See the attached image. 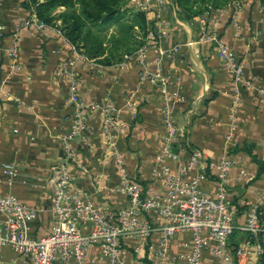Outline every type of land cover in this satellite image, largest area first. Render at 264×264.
I'll return each instance as SVG.
<instances>
[{
    "label": "crops",
    "instance_id": "1",
    "mask_svg": "<svg viewBox=\"0 0 264 264\" xmlns=\"http://www.w3.org/2000/svg\"><path fill=\"white\" fill-rule=\"evenodd\" d=\"M22 1L0 0V163L16 168L8 185L0 170V194L12 193L21 202L40 208L27 230L30 236L38 237L49 228L50 189L46 180L53 164L63 163L59 137L70 124L73 105L66 101V80L54 74L67 48L48 30L19 27L29 10ZM239 3L209 9L193 22L181 20L172 8L159 18L148 11L150 22L142 45L145 71L153 76L152 83L141 78L144 68L134 57L108 64H98L95 59L80 61L74 70L83 100L100 104L110 100L117 108L119 126L113 132V143L121 154L126 177L142 183L152 194H162L165 188L155 172L162 164L172 172L183 166L187 158L183 145L198 150L205 164L224 156L232 161L224 185L236 221L241 223L249 207L264 201V97L251 87H241L234 111L229 113L230 74L205 38L214 20L217 38L240 60L244 78L252 86L264 87V6L256 0ZM14 32L17 58L11 62L6 49L11 46ZM189 40L190 45H186ZM173 43L179 48L171 57L160 54ZM166 100L184 143L174 147L176 158L158 161ZM132 101L136 104L135 117L127 106ZM72 145L76 168L72 190L84 192L98 208H124L127 201L119 190V176L106 150L96 111L88 113L84 142L76 139ZM254 159L260 161V168H256ZM205 164L191 168L183 178L200 176L199 190L213 196L216 178ZM99 174L104 180L96 182ZM148 218L152 227L161 224L156 213ZM158 237L155 229L150 232L144 256ZM190 240L187 231L174 233L166 254L176 264H183L181 255ZM86 255L87 264H106L95 246ZM10 259L11 264H31L29 256L0 248V262ZM200 264L222 263L206 248L201 252Z\"/></svg>",
    "mask_w": 264,
    "mask_h": 264
},
{
    "label": "built area",
    "instance_id": "2",
    "mask_svg": "<svg viewBox=\"0 0 264 264\" xmlns=\"http://www.w3.org/2000/svg\"><path fill=\"white\" fill-rule=\"evenodd\" d=\"M129 3L139 12L147 13L152 10L157 18L164 15L168 8L175 11L171 0H130ZM214 26L215 21L211 20L205 38L212 43L217 58L230 74L231 97L228 110L232 113L241 87H251L262 97L264 87L252 86L244 78L242 63L217 38ZM19 27L33 31L48 30L62 39L67 55L56 64L54 74L66 80V101L73 105V111L67 130L59 137L63 163H54L46 180L50 189L48 231L38 237L30 236L27 233L28 224L36 219L40 208L21 202L12 193L0 194V248H7L19 256H29L31 264H87L86 254L92 246L99 249L106 264H176L175 259L166 254V247L174 233L187 231L191 240L186 245L187 251L181 255L183 264H200L201 252L206 248L222 264H257L259 256L262 254L264 257V210L261 211V218H258L256 212L261 204L249 207L241 223L236 221L235 208L224 185L232 161L222 156L217 161L205 164L198 150L183 145L182 131L174 125L168 100L163 106V132L157 160L176 158L177 153L171 146L179 147L180 144L186 149L187 158L185 164L173 172L166 165L158 167L155 175L161 178L165 189L162 194H152L145 186L125 175L121 154L113 143V132H117L119 126L116 106L110 100L100 104L87 102L80 96L74 68L76 63L92 62V59L77 52L58 29L47 26L33 14L22 17ZM163 34L164 32L159 33ZM11 40L6 54L14 62L17 58L16 32L12 33ZM190 43L189 40L186 45ZM143 46L131 54H124L122 60L134 57L144 68L141 78L145 77L152 83L153 76L147 75L144 67ZM178 48L179 44L173 43L160 54L171 57ZM135 105L134 101L127 104L132 117H135ZM91 111L97 112L106 150L116 166L119 190L127 201L124 208H98L88 200L84 192L72 190V183L76 178L72 144L76 139L84 142L86 120ZM203 164L214 171L216 191L213 196L205 195L199 190L197 182L200 176L183 178L191 168ZM0 170L4 183L10 184L16 168L9 163H0ZM99 179L104 180L100 174L96 182ZM153 213L161 218V224L156 227L150 225L148 218ZM84 226L88 228L84 229ZM154 229L159 234L157 243L148 251L146 249L147 256H144L146 239ZM236 230L246 232L248 238L234 246L230 244L229 238ZM12 261L10 259L0 263L11 264Z\"/></svg>",
    "mask_w": 264,
    "mask_h": 264
},
{
    "label": "rangeland",
    "instance_id": "3",
    "mask_svg": "<svg viewBox=\"0 0 264 264\" xmlns=\"http://www.w3.org/2000/svg\"><path fill=\"white\" fill-rule=\"evenodd\" d=\"M23 1H25L28 6L26 9L29 8L26 17L32 14L36 17L33 7L44 0ZM104 1L108 5L107 9L111 12L107 22H102L101 19H97L98 16L95 14L97 10L104 8V5L101 4L103 0H66L62 5H55L49 10H42L41 14L43 18L41 19L44 21H40L49 27L58 29L62 36H64V33H69L70 38L68 37L67 40L75 50L82 54L83 52L87 55L94 54L92 56L96 63H114L122 52L132 51L145 40L147 35L146 27L150 21L147 22L148 14L135 10L129 3L130 0ZM239 1L240 0H176L178 11L176 12L175 9V12L177 15L178 13L180 14L181 20L193 22V18L202 17L209 9L222 8L228 5H230V7L239 6ZM256 1L260 6H264L261 0ZM99 3L101 6H99ZM84 10L89 12L92 18L90 20L81 21L82 25L77 30H71L69 18L71 16L80 18ZM102 48L103 50L100 51ZM96 53L99 54L95 56ZM259 162L258 159H254L256 168L262 166L258 164ZM259 216H261V214H259ZM247 238L248 234L246 232L236 230L231 234L229 242L235 246L238 242Z\"/></svg>",
    "mask_w": 264,
    "mask_h": 264
},
{
    "label": "trees",
    "instance_id": "4",
    "mask_svg": "<svg viewBox=\"0 0 264 264\" xmlns=\"http://www.w3.org/2000/svg\"><path fill=\"white\" fill-rule=\"evenodd\" d=\"M65 1L66 0H44L43 2H39L38 4H36L33 8H34V10H35V14H36V18L38 19V20H42V21H44L43 19H41V18H43V16H42V14H41V11L42 10H45V9H51V8H53L55 5H62L63 3H65ZM172 1V3H173V5H174V7H175V9H176V12L178 11V4H177V2H176V0L174 1V0H171ZM263 3H264V0H261ZM22 4L24 5V7L25 8H27L28 6L26 5V3H25V1H22ZM101 4H103L104 5V8L103 9H99V10H97V12H95V14H97V19H101L102 20V22L104 21V22H107V19L109 18V14L111 13L110 12V10H108L107 8H108V5L106 4V2L103 0V2H101ZM101 4L99 3V6H101ZM208 9H209V7H208ZM207 10V9H206ZM205 10V11H206ZM104 15V16H103ZM178 15L180 16V14L178 13ZM66 18V17H65ZM92 17H91V14L89 13V12H87L86 10H84V13L82 14V16L80 17V18H78V17H73V16H71L70 18H69V21L71 22V24H70V27H71V30H73V31H75V30H77L81 25H82V23H81V21H84V20H90ZM78 19H79V23H78ZM66 21V20H65ZM66 23H67V21H66ZM134 29V28H133ZM64 36H65V38L66 39H68V37L70 38V34L69 33H64ZM144 41V40H143ZM143 41L137 46V47H135V49H133L132 51H128V52H122L120 55H119V57L117 58V60H116V62H119V61H121L122 60V56L124 55V54H126V55H128V54H131L134 50H136L138 47H140L142 44H143ZM103 50V48L100 50V51H102ZM98 52V51H97ZM83 54L87 57V58H89V59H94L93 58V56L92 55H94V54H92V55H87L86 53H84L83 52ZM97 54H99V53H96V55L95 56H97ZM94 56V57H95ZM113 62V61H112ZM116 62H114V63H116ZM174 145H172L171 146V148H172V150H174ZM139 183V182H138ZM141 186H144V185H142V183H139ZM264 210V202L260 205V206H258V208L256 209V212H257V216H258V218H261V216H259V214H261V211H263ZM263 261H264V257H263V255L261 254L260 256H259V259H258V262H257V264H262L263 263Z\"/></svg>",
    "mask_w": 264,
    "mask_h": 264
}]
</instances>
